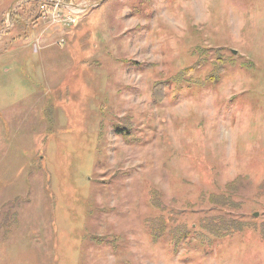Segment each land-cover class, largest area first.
<instances>
[{
    "label": "rangeland",
    "instance_id": "374dc122",
    "mask_svg": "<svg viewBox=\"0 0 264 264\" xmlns=\"http://www.w3.org/2000/svg\"><path fill=\"white\" fill-rule=\"evenodd\" d=\"M0 264H264V0H0Z\"/></svg>",
    "mask_w": 264,
    "mask_h": 264
},
{
    "label": "water",
    "instance_id": "95a60500",
    "mask_svg": "<svg viewBox=\"0 0 264 264\" xmlns=\"http://www.w3.org/2000/svg\"><path fill=\"white\" fill-rule=\"evenodd\" d=\"M236 53V52H235Z\"/></svg>",
    "mask_w": 264,
    "mask_h": 264
}]
</instances>
